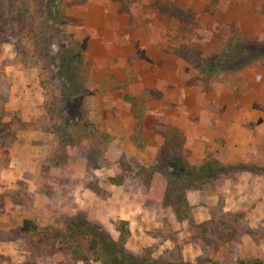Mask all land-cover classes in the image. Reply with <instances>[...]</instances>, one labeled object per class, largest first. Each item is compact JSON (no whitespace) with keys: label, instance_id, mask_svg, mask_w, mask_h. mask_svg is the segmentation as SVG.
I'll return each mask as SVG.
<instances>
[{"label":"rangeland","instance_id":"1","mask_svg":"<svg viewBox=\"0 0 264 264\" xmlns=\"http://www.w3.org/2000/svg\"><path fill=\"white\" fill-rule=\"evenodd\" d=\"M55 5L13 0L14 18L0 23V72L9 83L0 119V174L15 177L13 189L0 182V242L12 238L26 250L20 264L31 259L36 239L43 264H154L156 258L162 264L167 250L158 241L131 250L129 223L108 215L107 208L117 209L108 202L121 192L138 193L147 209L172 211L169 202L180 199L167 190L183 199L194 190L211 217L195 222L188 204L186 218L172 213L186 224L188 243L199 254L196 264H218L223 244L234 264H264L259 254L254 261L238 257L244 249L239 239L246 234L263 252L264 219L257 226L263 230L250 231L240 214L222 210V181L237 171L214 182L197 181L190 171L207 161L227 166L264 160V0H55ZM234 38L244 45L242 54L240 44L230 45ZM59 95L69 99L75 127L86 119L107 141L64 146L50 132L32 130L30 123L39 117L51 129L52 103ZM166 127L180 136L166 142ZM233 137L240 142L228 146ZM241 143L242 161L220 164L224 154L237 157ZM28 184L45 197L30 210L22 208L29 201ZM216 184L219 192L211 189ZM225 213L241 232L224 222ZM207 221L212 223L204 235H196V226ZM65 225L86 232V239L75 242L76 258L65 256L62 242L53 240ZM24 227L31 233L18 232ZM120 229L127 231L121 248L115 245ZM221 232L228 242L217 241ZM165 236L175 243L169 264H182L177 232ZM3 256L0 264H9Z\"/></svg>","mask_w":264,"mask_h":264},{"label":"crops","instance_id":"2","mask_svg":"<svg viewBox=\"0 0 264 264\" xmlns=\"http://www.w3.org/2000/svg\"><path fill=\"white\" fill-rule=\"evenodd\" d=\"M235 134V132H234ZM233 136V134H232ZM236 136V135H235ZM228 141V140H227ZM240 140L235 137L231 138L228 141V146L232 143H235ZM226 149V148H225ZM228 149V148H227ZM237 150H241L239 152ZM237 157L229 154H224L220 159V164L225 163H238L241 160V156L244 153L245 147H243V143L237 147ZM240 153V154H239ZM220 156V155H219ZM224 158V159H223ZM223 159V160H222ZM198 162L190 161V165H198ZM8 165H11V161H8ZM3 179V184L7 185V188L13 189V183L15 182V177L12 173L6 172L5 174H0V179ZM24 182L25 179H22ZM13 182V183H12ZM27 182V181H26ZM29 183V181H28ZM30 184V183H29ZM26 187V197H28L29 201L26 205L23 204L22 208L29 209L30 205H37L44 200V196L35 194L34 189L29 186ZM1 190V188H0ZM220 196L222 199V210L223 212H232L236 214H240L244 218L245 225L248 230L254 231L255 229L263 227H257L258 224L261 223L262 219H264V175H255L252 176L250 173L243 172H234L229 176H226L222 181V187L220 191ZM161 194V191H159ZM120 195V199L115 201V195H112L109 204H114L117 209L109 211L107 208L108 215L114 216V218L126 220L129 223V232H130V240L129 243H133L132 251H137L140 248V244L143 245L148 244V242H157L162 245L163 250L166 248L165 257L167 261H164L162 264H169L170 259L169 250H171V246H173V241L168 238V236L163 237V234H168V232L176 231L178 235L177 241L180 242V256L182 264H196L197 258L199 256L198 252L188 243V232L186 231L185 223H177L174 219V214L170 211L169 208H153L147 209L144 207L143 202L145 197H142L140 194L135 193H123L117 194ZM185 200L187 204L192 208V212L195 209V213L193 212V220L195 222L205 221L211 217V214L208 212V207L206 204L202 205V195L198 191H186L185 192ZM215 197H212L213 199ZM112 199V201H111ZM198 205V206H197ZM40 205L38 208H40ZM197 206V207H196ZM27 207V208H26ZM111 213V214H110ZM167 222H162L163 220ZM141 221V222H140ZM260 221V222H259ZM151 233V237L150 234ZM159 234L162 236L163 241H159V239L155 236V234ZM149 237H148V236ZM155 237V238H154ZM16 240L10 239L9 241L0 242V256L4 255V261L9 262V264H20V262L24 259L26 250L21 248ZM241 245H244L243 250H239V259L242 261L251 260L254 261L256 257L259 255L264 256V249L262 248L261 254L259 253V249L256 250V242L250 239L249 234L239 239ZM264 241V240H263ZM259 243V242H257ZM175 244V243H174ZM261 246L264 243H259ZM228 244H223V257L218 258V264H234L231 259L230 250ZM237 247V246H236ZM259 254V255H258ZM3 256V257H4ZM8 256V259H7ZM161 258L158 259L161 262ZM154 264L157 262V258L153 260ZM2 264H5L2 262Z\"/></svg>","mask_w":264,"mask_h":264},{"label":"trees","instance_id":"3","mask_svg":"<svg viewBox=\"0 0 264 264\" xmlns=\"http://www.w3.org/2000/svg\"><path fill=\"white\" fill-rule=\"evenodd\" d=\"M12 1L13 0H0V23L8 22V21L12 20V18H14L13 17ZM52 3L55 5V0H46V5L48 8H51ZM55 8H56V5H55ZM56 11H57V9H56ZM19 16H21V15H18L16 17H19ZM234 42L240 44L239 52L241 53L244 45L241 44V42L238 38L237 39L236 38L231 39L230 45L233 44ZM8 89H9V83H8L4 73L0 72V119L2 117L4 105H5V102L7 100ZM55 97H59V99H58V101H53V103H52L53 108H51V111L54 112V114L49 116V119L51 121L50 122V128L51 129H49V131H46L47 129L45 128V126L42 125V122H44V118L39 117L40 120H34L30 123L32 130L38 131V132H46V133L50 132V134H52L54 136L55 142H58L64 146H66L68 144L69 145H76V147H81V145H84V146L86 145L88 148V145L90 146L92 144L91 143L92 141H94L96 144L100 142L99 140H101L102 143L104 141H107V134L100 131L96 125H93L92 123H90L86 119H83L81 121V123L79 125L80 128L75 127L73 124L72 116H71V112H70L71 105H70L69 99L66 96L63 99H61V95L55 96ZM122 100L125 102H129L132 105L134 104V99H130L128 97L123 96ZM48 110H49V107H48L47 111ZM39 114H41L40 111H39L38 115ZM46 118H48V117H46ZM52 118H55V119H52ZM163 134H164V140L166 142H168L172 138L180 136V132L177 129H174L171 127H166L163 131ZM49 159L51 160L50 157H49ZM258 161H259L258 163L256 162V163H254V164L252 163L250 165H247L245 163H238L235 165H227V166H219L213 161H207V162H203L202 165L196 169L192 168L190 171L196 173L195 179L197 181H201V182L213 181L214 182V180L218 179V177L222 176V178H223L226 174L233 172V171H241V172L250 171V172L264 173V160H262V158H260V159H258ZM56 164L57 163L55 161V165ZM212 169H213V171H212ZM176 174L177 175L174 176L176 179L181 178V176H180L181 173H179V174L176 173ZM182 174H184V173H182ZM199 177H201V178H199ZM219 185L220 184H216V186L213 185V187L211 189L212 190L216 189V191L219 192L220 191ZM170 190H167V191H169V193H168L169 196L172 193V195H174L175 198L177 197V200L180 199V201H177L176 203H174V201L169 202V200L166 198L167 201L169 202V205L171 206L173 213L176 215V217L178 219L186 218L188 216V214H187L188 206H187L186 200L183 199V196H182V198H180V195L177 194L175 191H173V189L171 191ZM92 191L95 193H98V190L95 187L92 188ZM181 195H182V193H181ZM222 217L225 220L224 222L229 221L230 224L234 225V227L237 226L236 221L233 219V216L231 214L225 213L222 215ZM211 223L212 222L207 221V222H204V223L197 225L195 228L196 235L203 236L204 235L203 232H205V230H204L205 227ZM220 227L225 228V226H223V224L220 225ZM237 229H238V226H237ZM23 230L19 229L18 232L21 234H24V233L32 231L31 227H29L28 229H25V227H24ZM237 231L241 232V230H239V229ZM42 235L43 234H38L39 237H42ZM59 237L61 238V240L59 239ZM126 237H127L126 229L125 230L120 229V233H119L118 238H117V243L115 245L121 248L122 244L126 240ZM86 238H87V235H86V232L83 230V228L82 229L78 228V227L73 228L70 225L69 226L68 225L63 226V230L56 231L55 235L53 236L54 241L57 242V240H58L59 242H62L61 246H64L62 251L64 252L65 256L68 253V254H70V256H73L74 258H76L75 256L78 253L77 246H76L75 242L79 241V240H84ZM216 239H217V241H220V242H228L229 241V235L221 232V233H218V236L216 237ZM39 245H40L39 239H36L35 241H33L31 243V246H33L35 248H33V250L30 251V254L32 255L31 259L28 262H26L25 264H43L44 255L42 254V250L39 249V247H38Z\"/></svg>","mask_w":264,"mask_h":264}]
</instances>
